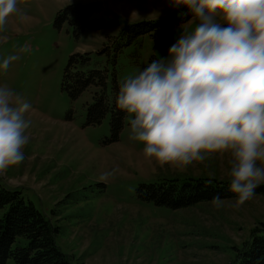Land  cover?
Returning <instances> with one entry per match:
<instances>
[{"label": "rangeland", "instance_id": "374dc122", "mask_svg": "<svg viewBox=\"0 0 264 264\" xmlns=\"http://www.w3.org/2000/svg\"><path fill=\"white\" fill-rule=\"evenodd\" d=\"M85 6L88 21L76 34L72 15L57 25L58 11ZM18 12L0 29V63L11 55L18 60L5 71L0 85L20 93L32 108L30 136L24 160L0 174V185L19 191L55 229L54 242L72 264H228L250 230L264 222V195L256 194L236 206V198L172 209L137 198L139 185L168 181L181 186L205 180L230 183L229 155L213 153L186 169L160 166L143 156V145L131 140L130 119L124 113L117 140L110 142L109 111L99 124H87L86 107L96 89L71 100L61 91L68 56L88 53L87 69L105 74L108 104L123 79L168 56V49L189 20L175 26L161 48L151 37L127 42L125 28L140 21L160 20L186 6L175 0H18ZM182 15V12L179 13ZM115 169L106 181L103 172ZM264 185V184H261ZM0 210V217L3 213ZM26 241L17 237L13 247ZM5 264H15L10 258Z\"/></svg>", "mask_w": 264, "mask_h": 264}, {"label": "clouds", "instance_id": "9594fccd", "mask_svg": "<svg viewBox=\"0 0 264 264\" xmlns=\"http://www.w3.org/2000/svg\"><path fill=\"white\" fill-rule=\"evenodd\" d=\"M193 14L168 56L126 76L116 106L130 119V139L143 156L181 170L213 153L229 155V190L236 206L264 184V0H175ZM0 0V29L19 11ZM0 63L7 70L18 60ZM32 105L0 85V174L23 162ZM115 169L103 172L106 181ZM211 203L221 207V197Z\"/></svg>", "mask_w": 264, "mask_h": 264}, {"label": "trees", "instance_id": "16d2710c", "mask_svg": "<svg viewBox=\"0 0 264 264\" xmlns=\"http://www.w3.org/2000/svg\"><path fill=\"white\" fill-rule=\"evenodd\" d=\"M180 12L182 15H179ZM70 15L76 34L81 33L85 27L93 30L100 27L88 21L89 11L81 5L67 6L58 11L54 22L60 25L68 20ZM192 17V12L184 7L160 20L129 24L125 28L127 42L147 34L154 45L161 48L171 30ZM88 63V53H74L68 56L62 72L60 89L71 100L76 99L89 87L96 89L92 95V102L86 107L85 121L87 124H99L109 111L110 142H114L122 128L125 112L116 106L118 95L116 85L113 86L112 101L108 104L104 95L105 74L98 69H87ZM229 184L220 185L216 182L212 185L200 179L177 186L174 182L168 181L161 184H142L135 192L137 198L142 201L177 209L200 201H212L217 195L221 199L236 198V194L229 190ZM256 194L264 195V185L256 188ZM3 209L0 217V264H5L9 258L15 264H72L55 245V229L43 215L30 202H25L19 191L0 185V210ZM17 237H22L26 245L13 247ZM234 250V259L228 264H264V222L250 230L248 238Z\"/></svg>", "mask_w": 264, "mask_h": 264}]
</instances>
